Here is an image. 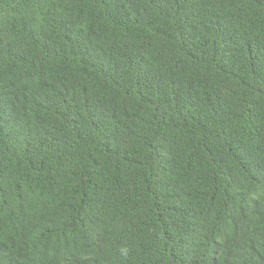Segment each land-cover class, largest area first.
Masks as SVG:
<instances>
[{
  "label": "trees",
  "instance_id": "16d2710c",
  "mask_svg": "<svg viewBox=\"0 0 264 264\" xmlns=\"http://www.w3.org/2000/svg\"><path fill=\"white\" fill-rule=\"evenodd\" d=\"M0 264H264V0H0Z\"/></svg>",
  "mask_w": 264,
  "mask_h": 264
},
{
  "label": "clouds",
  "instance_id": "9594fccd",
  "mask_svg": "<svg viewBox=\"0 0 264 264\" xmlns=\"http://www.w3.org/2000/svg\"><path fill=\"white\" fill-rule=\"evenodd\" d=\"M120 252H121V255L122 256H127L128 255V250H127V248H122L121 250H120Z\"/></svg>",
  "mask_w": 264,
  "mask_h": 264
}]
</instances>
